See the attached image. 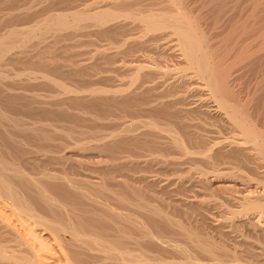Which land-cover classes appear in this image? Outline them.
I'll use <instances>...</instances> for the list:
<instances>
[{
    "label": "bare ground",
    "instance_id": "6f19581e",
    "mask_svg": "<svg viewBox=\"0 0 264 264\" xmlns=\"http://www.w3.org/2000/svg\"><path fill=\"white\" fill-rule=\"evenodd\" d=\"M1 1L2 0H0V2ZM9 1L11 0L6 2L7 5ZM36 1L37 0H15L7 7H2L5 3H2L0 6V27L3 26L1 27L3 29L0 31V264H47L45 263L47 259H44L43 256L47 254L53 256L54 254L50 251L52 249L46 247L45 242L43 243L42 238L37 235L38 232L48 235L49 239H51L59 249L60 256L57 257V259L51 257L54 260L49 262L54 264H199L197 263L198 260L194 259L195 256H192V248L195 249L194 251L197 250L199 254L202 253L204 256L207 255V258L212 257L210 258V260L212 259L211 262L215 260L216 262H214L216 264H225V258L227 257L228 259H230L229 257H231V259L235 258V256H237L235 253L237 252L235 251V253H232L234 251H228L229 247H227V244L225 245L226 247L220 245V243H217L219 244L217 245L213 242V238L211 239L212 242H210L211 240H208L204 235H199V233L194 232L195 230L192 232L190 230L191 228H189V226L192 225L190 221V223H188L190 225L186 228L185 225L187 223L184 225L179 220H175V217H170L168 212L163 211L160 207L154 206V204L151 205V203L149 204L148 202L150 200L148 201L147 198V202L139 198V201L137 199L134 200V198L137 197L131 199L132 201L130 200V193L132 192H130L129 188L130 186L136 187L135 185H130V181L133 179L130 180V165L133 168L135 166L136 168L137 166L140 167L141 164L147 165L146 169L143 165L141 167L144 168V170H140L142 174H147L149 171L153 170V164L155 163L163 166L164 164L175 163V160L171 161L172 159L170 158L172 152L175 156L177 154H184L185 157L187 154H191V156H202L203 162L206 161L210 165L209 167L212 170L211 174L213 172V177H216L215 180H223L227 183L228 180L233 178H235V180H237L236 178H241L243 179L242 181L245 180L247 182V186L248 182L251 184L254 183L257 185L256 188L261 189L259 191L261 195H258L260 198H257L254 194V197L257 199L253 198L252 193L254 192L250 190L254 200L250 199L251 197H248L249 199L244 198L245 203L243 200L241 201L244 205L240 204L244 206H241V209L243 210L244 208L243 212H245V214H247V212L257 213V224L254 225L257 226L260 232L259 236L264 245V0H208L207 18L205 22H203L200 13L192 18L188 15L189 12L187 14L181 11L179 7L167 11H165V9V12H162V9L144 11L139 3L131 4L133 0H56L58 4L61 3L66 6L63 7V5L61 6L60 4L59 6L63 8H56L54 10H52L53 7L51 6L50 10L44 11L45 13L40 12L43 17L41 19L38 18L39 21L37 22L34 21V25L19 28L20 26L18 27V24L21 22L19 19L29 17L30 12L32 14L33 10L30 11V9H32L30 7ZM46 1L47 3L50 2L49 0ZM51 1L54 2L55 0ZM172 1L175 2L176 0ZM55 3H53V5ZM33 13L35 14V12ZM37 15L38 13L35 16ZM119 19H121V22L122 19L137 21L144 27L143 32H146L144 33L145 35L151 33L150 35L152 36L149 37V39L137 40L136 38V52H154L159 48V45H162L161 40L165 37L163 33H167L166 30H170L177 36V40L180 44L179 46L184 53L185 64H187L186 69L187 71H192L191 74L198 80L196 86L197 91H206L208 99L212 101L211 111L213 109L214 113L217 112L221 116V120H224L228 125L227 128L230 127L233 133L235 132L236 137L234 139L232 138L233 140L224 139V136L229 137L226 136V134H229L230 130L227 131L225 135L223 134V138H221L222 136L217 137L218 128L215 127L217 126L215 124V126H213L216 128V131H211L210 134L216 133L217 135H214L212 141L209 140L211 137L208 138V135H212L207 133V138H203V135H200L201 132L199 133V130L194 129L195 133L198 131V134H193L194 138L190 135V138L194 139H192V142L195 141L198 151L195 147V150L191 152L187 148L184 139L185 135H189V133L192 132L188 130L191 125L186 121V117L183 122L178 121L180 122V127H182L186 133L182 136L181 133L177 132L179 129L177 131L175 130L176 127L174 126L178 124H176V122L173 124L174 126H172L173 129L164 128L163 123V125L161 123H158L161 124L158 125L156 124L157 122L154 123V120L152 123L149 121L136 122L134 120L132 121V119L128 122L125 118H120L124 113L120 116L105 113V115L107 114L109 116H102L104 114L103 112L102 115L97 112L98 115L90 112L92 109L89 111L88 109L86 110V108L75 106L76 103L78 104L80 101H82V103L86 102V99L88 101H97L98 99L108 100L113 98L112 101H114V99L116 100V98H118L117 102L120 104L119 101L122 98L124 101V96L126 94L128 96L130 90L128 92L121 87V89L116 90L106 89L101 86L97 87V84L102 83H99V80L101 81L103 77L102 75L105 76L110 73L115 74L117 70V73L120 72L119 68L121 67L119 66L121 64L119 65L118 58L120 57V59H122V57L124 58L126 56L124 61L122 59V62H125V60H128L127 57L131 56L130 53L132 51L134 52L135 49L130 50V48L125 50L121 48V54H119L120 48L118 52L115 49L114 51L118 54L112 51L110 57V49L108 48L109 51L107 52V47L106 50L105 47L101 46L102 43L100 47L105 50L98 49L100 43L94 39L96 40L94 42L99 43L97 46H93L96 47L97 51L95 50V52L97 54L90 57L91 59L87 58V62L89 63H86L85 59H81L85 56L86 52L84 51L87 49L84 51H80L79 49V51H77L76 49V47L81 46L82 43L81 39H76L77 36H81L80 33L83 31L86 32L83 29H87L86 26L88 25L90 27V23L92 25L91 27H96L94 28L96 32L97 28L99 31L100 28H102L101 30L104 32L103 27L111 22H117ZM15 20H19L20 22L15 23ZM123 22L127 21L123 20ZM3 23L5 25H3ZM112 24L113 23H111V26ZM119 24L125 26L120 22ZM108 26L107 30L109 28ZM121 26H119V28ZM204 26H206V28H204ZM116 27L115 25L114 28ZM94 30L92 33H94ZM113 33H115V31ZM49 36H52L53 40L55 39V41L52 40L54 45L59 41H71L67 47H70V50L68 49V51L65 46H63V48L62 45L59 44L63 50L66 49V52L64 51V54L61 56L54 55L55 57H47L46 54L48 53L53 55L49 48L52 43L49 41L50 39L48 40ZM46 40L50 42L48 47H46L48 45ZM34 42H36V44ZM109 42L111 45L114 44L113 47H116L117 43L120 41H118L116 45L114 41L112 42L109 40ZM33 43L34 45H32ZM110 43L106 45L111 47ZM127 43L128 42H126L125 45ZM43 45L46 46H44L42 52H40L41 54H39L40 56L36 59L35 63V65L41 68H22L23 72H18L17 69L15 70V68L12 67L14 65H12L11 61L14 62L16 58L15 56L14 58L12 54L18 55L19 53V56L25 57L26 54L29 53L31 46L40 48V46L42 47ZM66 45H68V43ZM125 45L123 43L124 48H126ZM128 45L130 44L128 43ZM50 47L52 48V45ZM58 47L57 45V48ZM71 48H75L76 51H71L73 50ZM161 49L162 47L159 50ZM56 53L54 52V54ZM62 53L63 51L61 54ZM123 54L125 56H122ZM159 55L160 54H158V56ZM8 57L11 59H8ZM27 58L28 57H26V59ZM132 59L135 58L133 57ZM89 60L92 61L90 62ZM136 60L135 62H137ZM32 61L33 59L30 62ZM138 62L140 64L133 66V69L138 71L136 75L137 79L142 76L141 73H144V69L146 70L147 68V65L141 64L140 61ZM123 64L122 68L124 69L126 65ZM127 64L129 63L127 62ZM43 67H45L46 70L42 69ZM47 67H51L52 69L48 68L50 70L47 71ZM122 68L121 71L123 70ZM128 68H130V66ZM153 68H150V72L152 71L155 73L157 69L155 70ZM19 69L21 70V68ZM63 71L67 73H64L63 76L57 75L58 72L60 74L61 72L63 73ZM154 73L151 75H154ZM112 74L110 78L107 76L109 81L111 80ZM115 76L117 79V75L112 77L115 78ZM104 79L103 81H105ZM111 81L114 82L113 80ZM102 85L105 86L104 83ZM44 87L54 90H51L50 94H48L50 91L48 89L49 91H46L47 94L45 95L42 89ZM134 93L133 95L136 96ZM129 94L131 95L132 92ZM139 95L141 94L139 93ZM144 96L145 95H143V97ZM120 97L122 98L119 100ZM130 97H126L125 99L131 101L133 97L131 99ZM141 97L142 96H138V98ZM138 98L135 99L134 97L135 101H133V103L131 101L130 103L134 105V102L137 103L136 100H139ZM95 101L92 102L95 104ZM118 103L117 105L114 103L113 107L118 106ZM136 103L135 107H137ZM162 103L164 104V102ZM85 104H88V102ZM126 104L127 103H125V105ZM10 106L12 107L10 108ZM54 106H58L59 112L63 113V115L70 114L69 116H71L74 114V118L75 115L80 117V119H82L80 122L84 121L86 125L80 126L79 124L76 126L72 124L73 127L69 125L71 128L66 127V125V129L64 126H61V122H56L54 118H43L44 115L41 118L39 117V115H41L40 113L38 116L36 115L38 108L50 109L51 111ZM132 107L135 108L134 106ZM130 108L129 106V109ZM133 108H131V111ZM45 109L43 110L44 113H46ZM55 109L53 111H55ZM156 110L152 108V111ZM190 110L189 108V111ZM70 111L74 113L71 114ZM141 111L143 110L141 109ZM158 111L159 114L162 113L160 112L161 109H158ZM158 113L156 115H158ZM184 113H186V111H184ZM171 117L175 118V116L172 115ZM217 119L215 120L217 121ZM172 121L168 122L172 124L174 123ZM170 124L167 127H170ZM62 125L65 124L62 123ZM102 125L110 128L114 125V129L112 128L110 132H102L99 130L97 132H92L91 129H89L90 127L94 130V127L97 129V127L100 128ZM143 126L146 131L139 130V128H143ZM159 126H163V128ZM213 126L211 128H213ZM219 129H221V127H219ZM226 130L227 129H225V131ZM232 135L230 136L233 137ZM204 139L209 140V142H206L207 140L204 141ZM227 151L230 152L229 156L225 155ZM159 152L165 154H159ZM168 156L171 160L169 158L166 159ZM173 156L171 157L173 158ZM198 158L199 157H197V159ZM180 164L182 165V163ZM139 169L140 168H138V170ZM144 171L146 172L143 173ZM142 176L144 177V175ZM188 176L191 175L188 174ZM143 177H141L142 180H144ZM145 177L147 178L146 175ZM241 179L238 181L241 182ZM138 181L137 183H139ZM223 187L228 188V190L224 192L229 191V193H231V189L229 190V188L234 186L227 184V186ZM244 187L246 189V186ZM256 188L254 189L255 192ZM137 189L138 187L136 190ZM233 190L237 191L235 187L232 189V192ZM240 192L242 193V191ZM229 193L225 194L230 195ZM249 193L248 190V194ZM152 196H154V194ZM241 199L242 198H240V200ZM240 200H238V203ZM153 201H155V199ZM228 202H230V200ZM131 207L135 208V210L138 209V213L135 211V214L141 215V212H143L154 217L157 221H152V224L158 223L160 226L162 224L163 226L171 227V229L172 227L179 228L181 232L180 237L182 239L184 238L185 242H183L185 245L183 242H179L180 244H176L175 242L174 245H172L171 241L173 240L164 238V233H162L163 235L160 233L161 229L160 231L158 230V232L157 230L154 231L155 227H150L152 224H149L147 220H143L141 218L142 215L139 217L140 215L130 214ZM139 210L141 212H139ZM242 210L240 211L239 209L235 214H240ZM203 212L205 211L203 210ZM253 217L255 218V216ZM196 224L194 223V225ZM248 224L252 225L249 221ZM255 226L253 227L254 229ZM250 228L253 229L252 227ZM186 241L188 243H186ZM142 243H147L152 246L155 245L161 249L167 248L169 251L171 247L172 251L180 255L184 260L165 262V260L163 261L158 255L152 256V254L150 255L147 253L148 250L146 252L145 247L144 249L140 248V244ZM256 243L258 247L260 244L262 245L260 241V244L258 241ZM131 244L140 246L138 247L140 248L138 251H144L131 252L133 251L130 249ZM246 252H248L247 249ZM257 252L263 254V252L259 250L254 252V254ZM158 253L157 251V254ZM254 254L252 253V255L256 257L257 255ZM190 256L193 258L192 260H189L191 259ZM261 256L258 257L261 258ZM262 259H264V257L261 258V260ZM195 260L197 261L195 262ZM235 260L236 263H233ZM235 260L231 263L238 264V258ZM160 261L163 262L161 263ZM226 261L228 264V260ZM238 262L240 264V261ZM206 264H208V262Z\"/></svg>",
    "mask_w": 264,
    "mask_h": 264
},
{
    "label": "rangeland",
    "instance_id": "374dc122",
    "mask_svg": "<svg viewBox=\"0 0 264 264\" xmlns=\"http://www.w3.org/2000/svg\"><path fill=\"white\" fill-rule=\"evenodd\" d=\"M8 0H2L0 3V6L2 5V3H5L6 4V2H7ZM13 1H15V0H11V1H9L8 2V5H10ZM21 1H23V0H21ZM44 1V2H43ZM50 2H48L47 3V1L46 0H37L34 4H32V6L30 7V8H32V9H30V11H32V14H31V12H30V14H29V17L31 18V19H33V17H34V19L33 20H31L29 17H25V18H22L23 19V21H22V19H19V20H15V23H18V22H20L19 24H18V27L19 28H22V27H28V25L29 26H32V25H34L35 24V22H37V21H39V19H41L42 17H43V15L42 14H40V12L42 13H45L44 11H47V10H50V7L52 6L53 7V9L52 10H54V9H56V8H58V9H60V8H63V7H65L66 5L65 4H61V6L63 5V7H61V6H59L60 4H58L57 2L58 1H51V0H49ZM94 1V0H93ZM151 1V2H150ZM170 1V2H169ZM180 1V2H179ZM39 2V3H38ZM42 2V3H41ZM46 2V3H45ZM56 2V3H55ZM60 2V1H59ZM160 3V5H159V3ZM162 2V3H161ZM164 2V3H163ZM169 2V3H168ZM168 2H167V0H133L132 2H131V4H137V3H139L141 6V8H142V10H144V11H149V10H161L162 12L165 10V11H167V10H169V9H174V8H180L181 9V11H184V12H186L187 14H188V12H189V14L188 15H190V17H196L199 13H200V15L202 16V19H203V22H205L206 20V18H207V5H208V0H178V2H177V0L175 1V2H173L172 0H168ZM53 3H55L54 5H53ZM144 3V4H143ZM172 3V4H171ZM192 3V4H191ZM3 4L2 5V7H7L8 5L6 4ZM38 4V5H37ZM47 5V6H45V5ZM50 4V5H49ZM58 4V5H57ZM185 4V5H184ZM36 5V6H35ZM144 5V6H143ZM168 5H171V6H168ZM174 5V6H173ZM59 6V7H58ZM147 6V7H146ZM172 6H173V8H172ZM182 6V7H181ZM45 7H46V10H45ZM147 9H146V8ZM156 7V8H155ZM38 8V9H37ZM48 8V9H47ZM155 8V9H154ZM168 8V9H167ZM184 9V10H183ZM164 11V12H165ZM203 11V12H202ZM33 12H35V14L33 13ZM194 12V13H193ZM38 13V17L37 16H35L36 14ZM202 13V14H201ZM206 13V14H205ZM193 15V16H192ZM31 16H33V17H31ZM40 16V17H39ZM38 20H37V19ZM24 19H25V21H24ZM123 20H126L127 22H123ZM35 21V22H34ZM30 22H32V23H30ZM119 22L122 24V25H125L126 26V28H125V26H121L120 24H119ZM131 22H133V23H131ZM4 23H6V22H4ZM3 23V25H5ZM111 23H115L114 25L112 24V26H114L115 27V25L117 26L116 28H114V27H112L111 26ZM111 23H109V24H107L105 27H103V31L104 32H102V28H100V31H99V29L97 28V32H96V29L94 30V28H96L95 26H93V27H91L92 25H91V23H90V27H89V25L88 26H86V28L87 29H83V30H85L86 32H84V34H83V32L82 33H80L81 34V36H77V38L76 39H81V42L82 43H84V44H82L81 43V46H78V47H76V49H77V51H84L85 49H87V50H85L84 52H86V54H85V56H83L81 59H85L86 60V63H89V62H87L88 61V59H91L90 57H92V56H94V55H96L97 53L95 52V50L97 51V49H96V47H93V46H97V44H99V46H98V49H104V48H101L100 47V45H101V43H102V47H105V49H106V47H107V49L109 48L110 49V51H109V49L107 50V52L109 51L110 53L112 52V51H114L115 49L117 50V52H118V49H119V52L121 51V48L122 49H125V50H128V49H130V50H134L135 49V43H136V41L137 40H144V39H149V37H151L152 35H150L151 33H148L147 35H145L144 33H146V32H143V30H144V27L140 24V23H138L137 21H134V20H129L128 21V19H122V22H121V19H119L117 22H111ZM124 23V24H123ZM125 23H127L128 24V26H127V24H125ZM89 24V23H88ZM27 25V26H26ZM109 25V26H108ZM7 26V25H6ZM107 26L109 27L108 28V30H107ZM119 26H121L120 28H119ZM129 26H131V27H129ZM1 27H3V26H1ZM0 27V28H1ZM123 28H125V29H123ZM136 28V29H135ZM204 28H206V26H204ZM3 28H1L0 29V31L2 30ZM107 31H106V30ZM129 29H130V31H129ZM142 29V30H141ZM93 30H94V33H92L93 32ZM111 30V31H110ZM117 30V31H116ZM115 31V33H113ZM120 31V32H119ZM167 31V33H163L164 34V38H163V40H161V46L159 45V48L158 49H156L155 50V48H154V52H143V51H139L140 52V54H139V52H136L137 50L135 49L134 50V52H135V54H134V52L132 51L131 53H130V55L131 56H128L127 57V59L131 62H129L128 60H125V62H122V59H123V61H124V58L126 57L124 54L122 55V56H125L124 58L121 56V55H119V56H121L122 57V59H120V57L118 58V60H119V67H123L122 66V64L123 65H126V66H124V69L121 71V68H119V70H120V72H118L117 73V71L115 72V74L113 73H110V74H107V75H102L103 77L101 78V81L99 80V83L100 82H102V83H100V84H97V87H102V88H106V89H112V90H116V89H123V90H125V91H128L129 92V90H130V92L129 93H131L132 92V96L128 93V96H127V94L125 95L127 98L128 97H130V99L134 96L133 95V93L134 94H136V96H134L135 97V99L136 98H138V96L140 97V96H142L143 97V95H145L143 98H145V99H143L142 97L141 98H138L139 100H136L137 101V103L136 102H134V105H132L130 102L132 101V103H133V101H135V99H134V97L131 99V101L129 100V99H125L126 97L124 96V101H123V98L122 97H120L119 98V102H120V104L117 102L118 101V98H116V100L114 99V101H112V99L110 100V99H98V100H100V101H95V100H87L86 99V102H84V103H82V101H80L78 104L76 103V105L75 106H77V107H82V108H86V110L88 109L90 112H93L94 114L96 113V114H100V115H102V112L104 113L102 116H104L105 115V113H107V114H109V113H111V114H113V115H121L122 113H124V114H122L123 116H120V118L121 117H123V118H125L128 122L129 121H131V119H132V121L134 120V121H136V122H139V121H149V122H151L152 123V121L154 120V123L155 122H157L156 124H158V123H163L162 125L164 126V128L166 127V128H171V129H173V127L172 126H174L173 124H175V122H176V124H177V126H174V127H176V131L179 129L180 130V128H181V130L179 131H177V132H179V133H181L182 134V136L183 135H185L186 133L184 132L185 130L182 128V127H180V122H183V120H185V117L188 119H186V121H188V123H190V125L192 126H190L189 128L190 129H188V130H191V131H189V132H191V133H189V135H185L184 136V139H185V142H186V144H187V148L189 149V151H194L195 150V147H196V150L198 149L197 148V145H196V143H195V141H193L192 142V139L194 138V136H193V134H198V131H196V133H195V131H194V129L195 130H199V133L201 132V134L200 135H203V138L204 137H206L207 138V136H206V134L208 133V134H210V132L212 131V132H214V131H216V128H214V126L215 125H217V126H215V127H217L218 129H217V132H218V135L215 133H211L210 135H212V136H209L208 135V138H210L209 140L210 141H212V139H213V137H214V135L216 136L217 135V137H221V138H223V136L227 133V131H229L230 130V135H232V133H233V130L230 128V127H228L227 128V124H226V122H224V120L222 121L221 119L222 118H220L221 116L216 112V113H214V111H213V109H212V111H211V105H212V101H211V99H208V97H207V93H206V91L204 90V91H197V82H198V80H197V78L194 76V75H192L191 73H192V71H187V64H185V57H184V53H183V51H182V49L180 48V44H179V41L177 40V36L176 35H174L173 34V32H171L170 30L168 31V30H166ZM88 32V33H87ZM125 32V33H124ZM143 32V33H142ZM85 33H87V34H85ZM97 33V34H96ZM128 33V34H127ZM112 34V35H111ZM166 34V35H165ZM82 35H85V36H82ZM91 35V36H90ZM123 35V36H122ZM168 35V36H167ZM122 36V37H121ZM127 36V37H126ZM138 36V37H137ZM141 36V37H140ZM89 37H90V39H89ZM129 37V38H128ZM132 37V38H131ZM140 37V38H139ZM146 37V38H145ZM98 38V39H97ZM102 38V39H101ZM125 38V39H124ZM131 38V39H130ZM136 38H137V40H136ZM168 38V39H167ZM50 39V40H49ZM87 39V40H86ZM94 39H96L97 41H99V43L98 42H94V41H96V40H94ZM129 41H128V40ZM166 39V40H165ZM48 40L50 41V42H52L51 43V45H52V48L49 46V43L50 42H48ZM48 40H46L47 42H48V45L46 46V45H43L42 47L40 46V48H38L37 46H31L30 47V49H29V53H27L26 54V56L25 57H21V55L19 56V53H18V55L16 54V55H14V54H12L13 55V57L15 58V60H14V62L13 61H11V63H12V65H14V66H12L13 68H15V70L17 69V71L19 72V71H21V72H23V69L24 68H34V69H39V68H41V67H38L37 65H35V63H36V59L40 56L39 54H41L40 52H42V50H43V48H44V46H46V47H48L49 46V48L51 49V54L53 53V55H50L49 53L48 54H46L47 55V57H55L56 55H63L64 54V51L66 50V49H64L63 50V46H65V48H67L68 46H69V44L71 43V41H68V42H64V43H68V45H66V44H64L63 42H61V41H57L58 43L57 44H55L54 45V42L53 41H55V39L53 40V38H52V36H49L48 37ZM53 40V41H52ZM89 40H91V41H89ZM101 40V41H100ZM109 40L110 41H114L115 42V45H116V43L118 42V41H120V42H118L117 43V45H116V47H113L114 46V44H112L111 45V43L109 42ZM122 40V41H121ZM123 40H125L126 42H128L130 45H128V43L125 45V41H123ZM135 40V41H134ZM133 43H132V42ZM163 41V42H162ZM168 41V42H167ZM46 42V43H47ZM70 42V43H69ZM94 44H93V43ZM131 42V43H130ZM35 44H36V42H34ZM34 43L32 44V45H34ZM64 45H63V44ZM87 43V44H86ZM107 43H110V45H111V47H108L106 44ZM123 43H124V45H125V47L126 48H124V46H123ZM59 44H61L62 45V47H61V45H59ZM96 44V45H95ZM57 45L59 46L58 48H57ZM92 45V46H91ZM109 45V44H108ZM127 45H128V47H127ZM132 45H134V46H132ZM121 46V47H120ZM37 47V48H36ZM162 47V49L161 50H159L160 48ZM42 48V49H41ZM62 48V49H61ZM70 48V47H69ZM69 48H67V50L69 49ZM81 48V49H80ZM111 48H112V50H111ZM114 48V49H113ZM33 49V50H32ZM35 49V50H34ZM54 49V50H53ZM57 49V50H56ZM71 49H73V48H71ZM76 49L74 48L73 50H71V51H76ZM79 49V50H78ZM94 49V50H93ZM104 49V50H105ZM70 50V49H69ZM68 50V51H69ZM39 51V52H38ZM53 51V52H52ZM63 51V53L61 54V52ZM157 51V52H156ZM162 51V52H161ZM181 51V52H180ZM54 52L56 53V54H54ZM66 52V51H65ZM116 51H114V53H115ZM115 53V54H118V53ZM122 52H124V51H122ZM160 52V53H159ZM32 53V54H31ZM37 53V54H36ZM91 53V54H90ZM94 53V54H93ZM160 54L159 56H158V54ZM164 53V54H163ZM29 54V55H28ZM119 54H121V52L119 53ZM142 54V55H141ZM144 54V55H143ZM146 54V55H145ZM162 54V55H161ZM28 55V56H27ZM55 55V56H54ZM91 55V56H90ZM111 55H112V53L110 54V57H111ZM139 55V56H138ZM140 55H141V57H140ZM18 56V57H17ZM135 56H137V57H135ZM143 56V57H142ZM161 56V57H160ZM21 57V58H20ZM26 57H28L27 59H26ZM85 57V58H84ZM131 57V58H130ZM135 58V59H132V58ZM88 58V59H87ZM162 58V59H161ZM8 59H11V58H9L8 57ZM33 59V61L32 62H30L31 60ZM137 59V60H136ZM138 59H140V60H138ZM151 59V60H150ZM158 59V60H157ZM39 60V59H38ZM134 60V61H133ZM135 60L137 61V62H135ZM156 60V61H155ZM162 60V61H161ZM16 61V62H15ZM35 61V62H34ZM90 61V60H89ZM92 61V60H91ZM90 61V62H91ZM129 63V64H127V62ZM138 61H140L141 62V64H144V65H147V68H146V70L144 69V73H141V75L142 76H140V78H136V75H137V73H138V71L137 70H135V69H133L134 67L133 66H135V65H137V64H140ZM142 61H143V63H142ZM144 61H145V63H144ZM20 62V63H19ZM22 62V63H21ZM121 62V63H120ZM133 62V63H132ZM152 62V63H151ZM157 62V63H156ZM33 63V64H32ZM155 63V64H154ZM131 64V65H130ZM170 64V65H169ZM22 65V66H21ZM32 65V66H31ZM127 65H128V67L130 66V68H128L127 67ZM16 66V67H15ZM21 66V67H20ZM158 66V67H157ZM36 67V68H35ZM127 67V68H126ZM153 67H155V68H153ZM183 67V68H182ZM11 68V67H10ZM19 68H21V70L19 69ZM23 68V69H22ZM29 68V69H30ZM48 68H50V69H52L51 67H47V71L48 70H50V69H48ZM126 68V69H125ZM149 68V69H148ZM150 68H153V69H157V71H155V73L154 72H150ZM19 69V70H18ZM42 69H45L46 70V68L45 67H43ZM129 69V70H128ZM147 71V72H146ZM143 72V71H142ZM62 73V72H61ZM61 73L59 74V72L57 73V75H60V76H63L64 75V73H67V72H65V71H63V73H62V75H61ZM150 73V74H149ZM154 73V75H156V76H154V75H151V74H153ZM112 74V76H114V75H117V79H116V76H115V78L114 77H112L111 76V80H113L114 82H112L111 80L109 81L108 80V78H107V76L110 78V75ZM149 74V75H148ZM180 74H181V76H180ZM151 75V76H150ZM191 75H192V77H191ZM147 76V77H146ZM104 77H105V79H104ZM176 77V78H175ZM181 77V78H180ZM103 79L105 80V81H103ZM132 79V80H131ZM137 79V80H136ZM151 79V80H150ZM154 79V80H153ZM107 80V81H106ZM107 82V83H106ZM109 82V83H108ZM105 84V86H103L102 84ZM184 84V85H183ZM108 85V86H107ZM162 85V86H161ZM112 86H113V88H112ZM184 86V87H183ZM109 87V88H108ZM121 87V88H120ZM159 87V88H158ZM44 88H45V90H44ZM44 88H42L43 89V92L45 93V95L47 94V92L46 91H49L48 92V94H50V92H51V90H52V88H47V87H44ZM155 88V89H154ZM158 88V89H157ZM195 88V89H194ZM49 89V90H48ZM139 89V90H138ZM172 89H174V90H172ZM54 90V89H53ZM52 90V91H53ZM167 91V92H166ZM41 92V91H40ZM43 92H41V93H43ZM141 92H143V93H141ZM184 92V93H183ZM187 92V93H186ZM43 93V94H44ZM127 93V92H126ZM139 93L141 94V95H139ZM145 93V94H144ZM153 93V94H152ZM143 94V95H142ZM159 94V95H158ZM201 94V95H200ZM130 95V96H129ZM194 95V96H193ZM200 95V96H199ZM177 96V97H176ZM148 97V98H147ZM162 97V98H161ZM179 97V98H178ZM185 97V98H184ZM165 98V99H164ZM201 98H203V99H205V100H203V99H201ZM141 99V100H140ZM198 100H200V101H198ZM203 100V101H202ZM95 101V104L93 103V102ZM103 101V102H102ZM112 101V102H111ZM127 101H129V102H127ZM189 101V102H188ZM211 101V102H210ZM88 102V104H85V103H87ZM102 102V103H101ZM124 102V103H123ZM162 102H164V104L162 103ZM199 102H201V103H199ZM93 103V104H92ZM97 103V104H96ZM99 103V104H98ZM103 103H105V104H103ZM109 103H111V104H109ZM113 103V104H112ZM114 103H116L115 105H117V103H118V106H114L113 107V105H114ZM125 103H127L126 105H125ZM128 103H130V104H128ZM135 103H136V106L138 107V109H137V107H135ZM138 103H140V104H138ZM161 103H162V106H163V109H162V106H161ZM205 103V104H204ZM82 104V105H81ZM92 104V105H91ZM124 104V105H123ZM160 104V105H159ZM78 105H80V106H78ZM84 105V106H83ZM89 105V106H88ZM121 105H123V106H121ZM134 106L135 108H133L132 106ZM141 107H139V106ZM150 105V106H149ZM195 105V106H194ZM13 106V105H12ZM12 106H10V108L12 107ZM92 106V107H91ZM99 106H101V107H99ZM128 106V107H127ZM129 106L131 107V108H133V110L131 111V108L129 109ZM143 106V107H142ZM161 106V107H160ZM177 106V107H176ZM190 106V107H189ZM209 106V107H208ZM56 109H55V108ZM53 108L52 107H49V108H52V110L50 111V109L49 110H47V109H45L46 111V113H44V109L43 108H38V110H37V112H36V115L38 116L39 115V113L42 115H39V117H43V115H44V117L43 118H47V119H51V118H54V120L57 122H61V126H66V127H70L71 128V126L73 127V125H76V126H78L79 124H80V126L82 125V126H85L86 125V123L83 121V122H80V120L82 121V119H80V117H77L76 115H75V118H74V114H72V113H74L73 111H70L71 112V114L73 115H71V116H69L68 114H64L63 115V113H61V112H59L60 110H58V106H54ZM58 107V108H57ZM91 107V108H90ZM115 107H116V109H115ZM117 107H119V108H117ZM127 107V108H126ZM160 107V108H159ZM165 107V108H164ZM102 108H103V110H102ZM111 108V109H110ZM122 108H125V109H122ZM152 108L154 109V110H156V111H152ZM188 108V109H187ZM189 108L191 109L190 111H189ZM41 109H43V110H41ZM55 109V111H56V113H55V111H53ZM107 109V110H106ZM120 109V110H119ZM140 109V110H139ZM141 109L143 110V111H141ZM158 109H161V111L160 112H162L161 114H159L158 112ZM178 109V110H177ZM180 109V110H179ZM183 109V110H182ZM188 111H187V110ZM58 110V111H57ZM117 110V111H116ZM119 110V111H118ZM124 110H125V112H124ZM136 110V111H135ZM176 110V111H175ZM207 110V111H206ZM49 111V112H48ZM52 111H53V113H52ZM129 113H128V112ZM131 111V112H130ZM134 111V112H133ZM137 111H139V112H137ZM179 111H182V112H179ZM184 111H186V113H184ZM211 111V112H210ZM98 112V113H97ZM115 112H117V113H114ZM121 112V113H120ZM127 112V113H126ZM133 112V113H132ZM137 112V113H136ZM154 112H156V113H154ZM174 112V113H173ZM203 112V113H202ZM38 113V114H37ZM44 113V114H43ZM154 113V114H153ZM158 113V115H156ZM172 113V114H171ZM176 113H178V114H176ZM182 113V114H181ZM46 114V115H45ZM49 114V115H48ZM98 114V115H99ZM106 114V115H107ZM111 114H109V115H111ZM176 114V115H175ZM105 115V116H106ZM109 115H107V116H109ZM161 115V116H160ZM165 115V116H164ZM168 115V116H167ZM171 115L172 116H175V118H172L171 117ZM184 115V116H183ZM50 116V117H49ZM65 116V117H64ZM161 117V120H160V117ZM215 116H217V117H215ZM184 117V118H183ZM198 117V118H197ZM73 118V119H72ZM168 118V119H167ZM218 118V119H217ZM220 118V119H219ZM66 119V120H65ZM151 119V120H150ZM167 119V120H166ZM174 119V120H173ZM181 119V120H180ZM215 119H217V121L215 120ZM61 120V121H60ZM159 120V121H158ZM173 120V121H172ZM191 120V121H190ZM201 120V121H200ZM209 120V121H208ZM215 120V121H214ZM218 120H220V121H218ZM72 121V122H71ZM168 121H172V122H174V123H172V124H170L171 122H168ZM178 121H180V122H178ZM212 121H214V122H212ZM222 121V122H221ZM208 122V123H207ZM211 122V123H210ZM216 122H218V123H216ZM62 123H64L65 125H62ZM83 123H85V124H83ZM60 124V123H59ZM73 124V125H72ZM161 124H158V125H161ZM169 124L171 125L170 127H167V126H169ZM200 124V125H199ZM203 124V125H202ZM210 124V125H209ZM215 124V125H214ZM220 124V125H219ZM225 125V126H223V125ZM69 125H71V126H69ZM87 125H89V124H87ZM111 125V124H110ZM109 125V126H110ZM166 125V126H165ZM201 125H202V128H201ZM214 125V126H213ZM79 126V127H80ZM114 125H112L111 126V128L110 127H108V126H100V128H98L97 127V129H96V127H94L95 129L94 130H92V128H90L89 127V129H91V131L92 132H97L98 130L99 131H102V132H110L111 130H112V128L114 129V127H113ZM163 126L161 127V126H159V127H161V128H163ZM197 126H199V127H197ZM213 126V128H211ZM65 127V128H66ZM208 127V128H207ZM219 127H221V129H219ZM222 127H224V128H222ZM83 128V127H82ZM199 128V129H198ZM67 129V128H66ZM84 129V128H83ZM215 129V130H214ZM224 129V130H223ZM225 129H227L226 131H225ZM139 130H141V131H146V129H145V127L143 126V128L142 127H140L139 128ZM183 130V131H182ZM200 130H202V131H200ZM207 130V131H206ZM210 130V131H209ZM221 130V131H220ZM206 133H205V132ZM223 131H224V133H223ZM221 132V133H220ZM204 133V134H203ZM196 134V135H197ZM224 134V135H223ZM228 134V133H227ZM226 134V136H229V137H225L224 136V139H234L235 137H236V134H235V132L233 133V137H231L229 134L227 135ZM190 135H192L193 136V138H190L191 136ZM205 135V136H204ZM189 136V137H188ZM196 138V137H195ZM191 139V140H190ZM232 139V140H233ZM194 140V139H193ZM207 140V139H206ZM205 139H204V141H206ZM209 140H207L206 142H209ZM229 140V141H230ZM228 141V140H227ZM193 144H192V143ZM231 150V149H230ZM230 150H228V151H230ZM198 151V150H197ZM226 152L225 153V155H230V152ZM163 153V152H162ZM162 153H160L159 152V154H162ZM168 153H171V152H168ZM163 154H165V153H163ZM173 152L171 153V156H175V154H173ZM177 155H179V156H177ZM175 157L173 156V158L170 156V158L172 159H170L169 158V156L166 158V159H170L171 161H174L175 160V163H172V164H164V166L163 165H158V163H155V164H153L154 165V168H153V170H151V171H153V172H151V171H149L147 174L145 173L146 171H144L143 173H145V174H142L141 172H140V170H144V168L146 169V167H147V165L145 166L144 164V166L141 164L140 165V167H138L137 166V168H136V166L133 168V167H131V165H130V172H129V174H130V185H135L136 187L134 188V187H131L130 186V188H129V190H130V192H134L133 194L132 193H130V200L131 199H133L134 197H137V198H134V200L135 199H137L138 200V198L139 199H141L142 201H146L147 202V200L149 201H152V202H148L149 204L151 203V205H153L154 204V206H157V207H160L163 211H166V212H168V214H169V216L171 217H175L174 219L175 220H179L180 222H182L185 226H186V228H188L187 226H189L190 224H192V225H190L189 226V228H191L190 230L193 232L194 230V232H197V233H199V235H204V237H207L208 238V240H211L212 238V240H214L213 242L214 243H220V245H226L227 244V247H229L228 248V251L230 250V252L231 251H234V252H232V253H235V251L237 252V253H235V255H237V256H235V258H233V256H232V258L233 259H231V257H229L230 259H228V257L227 258H225L226 260H228V264H233V263H236V260L235 259H237L238 258V260H237V263L239 264V262L238 261H240V264L242 263V264H246V263H249V264H264V259H262L261 260V258H263L264 257V245H263V243H262V239L260 238V236H259V230H258V228H257V226H255L254 224H257V213L256 212H247V214L248 215H250V216H248L247 214H245V212H243V210H244V208H243V210L241 209L242 207H244V206H242V205H244L243 204V202L241 203V201L243 200L244 201V203H245V200H244V198H247V199H249L250 197V199H253V198H255L254 197V195L255 196H257V198H260V196H258V195H261V194H259V191L261 190L260 188H256V184H254V183H249L248 182V186L246 185V181L244 180V181H242L243 179H241V178H236L237 180H235V178H233V179H231V180H228L227 181V183H226V181L224 182L223 180H215V178L213 177L214 175H213V172H212V174H211V168L209 167L210 165L205 161V162H203V159H202V156L200 157L199 155H193V156H191V154L189 155V154H187V156L185 157V155L183 154H177ZM188 155H189V157H188ZM191 156V157H190ZM197 157H199L198 159L200 160V158H201V160L199 161L198 159H197ZM175 158V159H174ZM195 158V159H194ZM201 162H203V163H201ZM178 163V164H177ZM180 163H182V165L180 164ZM207 163V164H206ZM157 164V165H156ZM175 164H177V165H175ZM198 164V165H197ZM169 165V166H168ZM134 166V165H133ZM141 166H143L144 168H142ZM171 166V167H170ZM178 166V167H177ZM153 167V166H152ZM165 167V168H164ZM176 167V168H175ZM138 168H140L139 170H138ZM168 169V170H167ZM183 169V170H182ZM132 170V171H131ZM166 170V171H165ZM187 170V171H186ZM156 171V172H155ZM207 171H208V173H207ZM137 172V173H136ZM154 172H155V174H154ZM158 173V174H157ZM160 173V174H159ZM207 175H206V174ZM150 174V175H149ZM188 174L189 175H191V176H188ZM211 174V175H210ZM133 175V176H132ZM142 175H144V177L142 176ZM145 175L147 176V178L145 177ZM178 178H177V177ZM201 176V177H200ZM209 176V177H208ZM212 176V177H211ZM141 177H143L144 178V180H142L141 179ZM158 177V178H157ZM183 177V178H182ZM155 178V179H154ZM168 178V179H167ZM140 179V180H139ZM161 179V180H160ZM240 179H241V182H239L240 181ZM139 180V181H138ZM186 180V181H185ZM239 180V181H238ZM137 181L139 182V183H137ZM141 181H143V182H141ZM160 181V182H159ZM220 181V182H219ZM230 181H231V183H230ZM234 181V182H233ZM135 182V183H134ZM203 182H205V183H203ZM222 182H223V184H222ZM237 184H236V183ZM141 183V184H140ZM164 183V184H163ZM166 183V184H165ZM202 183V184H201ZM232 183H234V184H232ZM245 183V184H244ZM145 184V185H144ZM227 184H230L231 186L233 185L234 187H235V189L237 190V191H235V190H233V192H232V189H234V187H232V188H229V190H230V192L233 194H231V193H229V191L228 192H224V191H227L228 190V188L226 189L225 187H223V186H227ZM244 184V185H243ZM140 185V186H139ZM173 185V186H172ZM205 185V186H204ZM222 185V186H221ZM242 185V186H241ZM244 186H246V189H245V187ZM252 186V187H251ZM138 187V191L136 190V188ZM155 187V188H154ZM223 187V188H222ZM242 187V188H241ZM131 188H133V189H131ZM154 188V189H153ZM203 188V189H202ZM208 188H209V190H208ZM222 188V189H221ZM238 188V189H237ZM250 188V189H249ZM253 188V189H252ZM256 188V192H255V189ZM145 189V190H144ZM173 189V190H172ZM176 189V190H175ZM249 190V194H248V190ZM134 190V191H133ZM153 190V191H152ZM216 190V191H215ZM250 190H252V192H254V193H252ZM254 190V191H253ZM258 190V191H257ZM136 191H137V193L139 194V197H138V194L136 193ZM220 191V192H219ZM240 191H242V193L240 192ZM246 191V192H245ZM144 192V193H143ZM151 192V193H150ZM240 194H239V193ZM177 193V194H176ZM225 193H229L230 195H227V194H225ZM251 193H252V195H253V198H252V195H251ZM154 194V196L156 197H154V196H152ZM235 194V195H234ZM246 194V195H245ZM249 196H248V195ZM133 195V196H132ZM134 195H137V196H134ZM148 195V196H147ZM189 195V196H188ZM146 196V197H145ZM166 196V197H165ZM185 196V197H184ZM231 196V197H230ZM234 196V197H233ZM236 196V197H235ZM247 196V197H246ZM149 197V198H148ZM161 197V198H160ZM249 197V198H248ZM146 198H147V200H146ZM152 198V199H151ZM163 198V199H162ZM168 198V199H167ZM173 198V199H172ZM194 198V199H193ZM239 198V199H238ZM240 198H242L241 200H240ZM257 198H255V199H257ZM155 199V201H153ZM160 201H159V200ZM184 199V200H183ZM195 199H197V200H195ZM223 199V200H222ZM233 199V200H232ZM236 199V200H235ZM133 200V201H134ZM136 200V201H137ZM169 200V201H168ZM230 200V202H228ZM238 200H240L239 201V203H238ZM254 200V199H253ZM132 201V200H131ZM139 201V200H138ZM162 201V202H161ZM187 201V202H186ZM221 201V202H220ZM233 201V202H232ZM155 202V203H154ZM160 202V203H159ZM175 202V203H174ZM177 202V203H176ZM181 202V203H180ZM203 202V203H202ZM234 202H235V204H234ZM189 203V204H188ZM201 203V204H200ZM208 203V204H207ZM224 203V204H223ZM232 203V204H231ZM238 203V204H237ZM242 205H241V204ZM164 204V205H163ZM188 204V205H187ZM195 204V205H194ZM204 204V205H203ZM229 204H231V205H229ZM240 204V205H239ZM168 205H169V208H168ZM179 205H181V206H179ZM183 205V206H182ZM236 205H238V206H236ZM131 206V205H130ZM190 206V207H189ZM199 206V207H198ZM205 206V207H204ZM223 206V207H222ZM227 206V207H226ZM228 206H229V208H228ZM234 206V207H233ZM242 206V207H241ZM171 208V209H170ZM203 208V209H202ZM231 208V209H230ZM240 209V211L242 210V212H243V216H242V212L239 214V213H236V214H239V215H236L235 214V212L236 211H239V209ZM131 210V212H130V214H135V211L138 213V209H136L135 210V208H130ZM178 209V210H177ZM187 209V210H186ZM189 209V210H188ZM173 210V211H172ZM191 210V211H190ZM197 210H199V211H197ZM203 210L205 211V212H203ZM209 210V211H208ZM229 210H231V211H229ZM175 211V212H174ZM187 211V212H186ZM234 211V212H233ZM134 212V213H133ZM139 212H141L140 210H139ZM183 212H185V213H183ZM194 212V213H193ZM199 212V213H198ZM227 212V213H226ZM190 213V214H189ZM234 214V216L236 217V220H235V217L233 216V214ZM250 213V214H249ZM256 213V214H255ZM174 214H175V216H174ZM176 214H177V216H176ZM197 214V215H196ZM224 214H226V215H224ZM245 214V215H244ZM254 214V215H253ZM135 215H137V216H139L140 214H135ZM141 215H142V217H141ZM141 215L139 216V217H141L143 220H147V222L150 224H152V221H155L156 219L154 218V217H152V216H150V215H147L146 213H143V212H141ZM147 215V216H146ZM230 216V217H229ZM238 216V217H237ZM245 216V217H244ZM253 216H255V218L253 217ZM151 217V218H150ZM185 217V218H184ZM229 217V218H228ZM241 217V218H240ZM243 217V218H242ZM146 218V219H145ZM178 218V219H177ZM184 218V219H183ZM250 218V219H249ZM251 218H252V220H251ZM152 219V220H151ZM182 219V220H181ZM186 219V220H185ZM193 219V220H192ZM203 219H205V220H203ZM229 219V220H228ZM245 219V220H244ZM247 219V220H246ZM256 219V220H255ZM219 220V221H218ZM228 220V221H227ZM251 220V221H250ZM157 221V220H156ZM155 221V222H156ZM191 223H190V222ZM199 221V222H198ZM204 221V222H203ZM248 221H249V223H251L252 225H250V224H248ZM254 221V222H253ZM224 222V223H223ZM233 222V223H232ZM238 222V223H237ZM246 222H247V225L249 226H247L246 225ZM256 222V223H255ZM188 223H190V224H188ZM194 223L196 224V225H194ZM232 223V224H231ZM160 224V223H159ZM230 224V225H229ZM233 224H235V225H233ZM155 225V226H154ZM201 225V226H200ZM239 225V226H238ZM159 226V227H158ZM198 226V227H197ZM230 226V227H229ZM241 226V227H240ZM248 227V229H247V227ZM255 226V229L253 228ZM150 227H152V228H154L155 227V229H154V231H156L157 230V232H158V230L160 231V229H161V234L162 233H164V238H166L167 240H169V239H172L173 241H171L172 242V245H174V243L176 242V244H180V243H182L183 241H184V238L182 239L180 236V230H179V228H177V227H172V229H171V227H166V226H163L162 224H161V226L160 225H158V223H153L152 224V226H150ZM166 227V228H165ZM202 227V228H201ZM250 227H252L253 229H251ZM176 228V229H175ZM195 228V229H194ZM201 228V229H200ZM214 228V229H213ZM236 228V229H235ZM243 228V229H242ZM199 229V230H198ZM250 229V230H249ZM164 230H166V231H164ZM169 230V231H168ZM198 230V231H197ZM212 230V231H211ZM216 230H217V232H216ZM241 230H242V232H241ZM258 230V231H257ZM168 231V232H167ZM175 231V232H174ZM177 231V232H176ZM202 231V232H201ZM254 233H253V232ZM256 231V232H255ZM179 232V233H178ZM219 232V233H218ZM258 232V233H257ZM172 233V234H171ZM236 233V234H235ZM240 233V234H239ZM258 234V236H259V238H258V236H257V234ZM209 234V235H208ZM213 234V235H212ZM251 234V235H250ZM37 235H39V237H41L42 238V240H43V243L45 242V245H46V247H49L50 249H52V250H50V251H52L51 253L52 254H54L53 256L51 255H44L43 257H44V259H47L46 261H45V263H49V262H52L54 259H57V257H59L60 256V254H59V249L55 246V244H54V242H52L51 241V239H49V237H48V235H45V234H43V233H40V232H38L37 233ZM163 235V234H162ZM177 235V236H176ZM242 235V236H241ZM174 236V237H173ZM254 236H256V237H254ZM177 237V238H176ZM232 237V238H231ZM245 237V238H244ZM250 237H251V239H250ZM175 238V239H174ZM178 238H180V239H178ZM250 239V240H249ZM253 239V240H252ZM257 239H259V240H257ZM178 240V241H177ZM186 240V239H185ZM212 240L210 241V242H212ZM216 240V241H215ZM247 240V241H246ZM255 240H256V242L258 241V243H259V241H260V243H262V245L260 244V246L258 247V244L255 242ZM180 242V243H179ZM185 242V241H184ZM183 242V243H184ZM186 243H188L187 241H186ZM222 243V244H221ZM146 244V245H145ZM232 244V245H231ZM256 244V245H255ZM54 245V246H53ZM145 245V246H144ZM149 245V246H148ZM184 245H185V243H184ZM217 245H219V244H217ZM229 245V246H228ZM242 245V246H241ZM247 245V246H246ZM251 245V246H250ZM141 246V247H140ZM140 246H134V245H130V249H132L133 251H131V252H133V253H135V252H140V251H144V250H140V251H138V249H140V248H143L144 249V247H145V251L147 252V250H148V252L147 253H149L150 255L152 254V256H154V255H158L159 257H161L162 258V260L164 261L165 260V262L167 261V262H171V261H182V260H184L180 255H177V254H175V252L174 251H172V249H171V247H170V251L169 250H167V248H164V249H161V248H158V246H155V245H150V244H147V243H142V244H140ZM154 246H155V248H154ZM256 246H257V249H256ZM261 246H262V248H261ZM135 247V248H134ZM138 247H140V248H138ZM149 247V248H148ZM156 247H157V249H156ZM226 247V246H225ZM244 247V248H243ZM253 248V249H252ZM254 248H255V250H254ZM262 250H261V249ZM152 249V250H151ZM156 249V250H155ZM168 249H169V246H168ZM246 249L248 250V252H246ZM58 250V251H57ZM192 252H193V255L192 256H195V258L194 259H197V260H195V262L197 261V263H199V264H201L202 262V264H206L207 262H208V264H214L215 262L214 261H212L211 262V260H210V258H212V257H208L207 258V255L206 256H204V254H202V253H200V254H202V255H200L199 253H198V251L196 250V251H194L195 249L194 248H192ZM250 250V251H249ZM254 250V251H253ZM257 250H259L260 252H263V254L262 253H259V252H257V253H255L257 256L255 257V256H253L252 255V253L254 254V252H256ZM150 251H151V253H150ZM157 251L159 252L158 254H157ZM243 251V252H242ZM246 253H245V252ZM130 252V253H131ZM174 252V253H173ZM196 252V253H195ZM133 253H131V254H133ZM156 253V254H155ZM245 253V254H244ZM247 253H248V255H247ZM250 253V254H249ZM260 255H259V254ZM198 254V255H197ZM254 254V255H255ZM242 255V256H241ZM250 255V256H249ZM261 255H263V256H261ZM157 256V257H158ZM197 256V257H196ZM258 256H261V258L260 257H258ZM53 257H55L54 259H52ZM180 257V258H179ZM191 257V256H190ZM204 257V258H203ZM237 257V258H236ZM253 257V258H252ZM255 257V258H254ZM182 258V259H181ZM49 259H52V260H49ZM193 258L191 257V259H189V260H192ZM209 259V260H208ZM223 259H224V257H223ZM240 259V260H239ZM249 259V260H248ZM255 259V260H254ZM257 259V260H256ZM206 260V261H205ZM225 260V264H227V261ZM230 260V261H229ZM235 260V261H234ZM162 261V262H163ZM234 261V262H233ZM242 261V262H241ZM161 262V261H160ZM161 262V263H162ZM206 262V263H205ZM231 262H233V263H231ZM244 262V263H243ZM256 262V263H255ZM49 264H54V263H49ZM133 264H135V263H133ZM216 264V263H215Z\"/></svg>",
    "mask_w": 264,
    "mask_h": 264
}]
</instances>
